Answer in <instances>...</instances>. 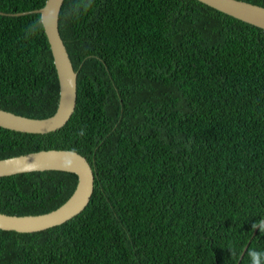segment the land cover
Listing matches in <instances>:
<instances>
[{
  "label": "trees",
  "instance_id": "1",
  "mask_svg": "<svg viewBox=\"0 0 264 264\" xmlns=\"http://www.w3.org/2000/svg\"><path fill=\"white\" fill-rule=\"evenodd\" d=\"M45 2L0 0V108L33 118L60 98ZM59 27L76 110L50 133L0 126V159L75 150L95 189L63 224L0 229V264H264V29L199 0H65ZM77 183L0 177V212H50Z\"/></svg>",
  "mask_w": 264,
  "mask_h": 264
},
{
  "label": "water",
  "instance_id": "2",
  "mask_svg": "<svg viewBox=\"0 0 264 264\" xmlns=\"http://www.w3.org/2000/svg\"><path fill=\"white\" fill-rule=\"evenodd\" d=\"M64 1L46 0L43 7L34 10L41 14L58 74L60 83L58 108L52 116L46 118L28 117L0 108L1 127L25 133L45 134L61 129L73 116L77 107L78 72L74 68L59 27ZM199 1L264 29V6L245 0ZM46 170H60L77 174L78 183L73 194L60 207L43 214L16 215L0 212V229L19 232L45 230L65 223L86 209L94 193L95 173L87 157L78 151L43 149L0 159V177ZM259 225L255 228V233L259 230ZM247 248L248 246L244 248L240 261Z\"/></svg>",
  "mask_w": 264,
  "mask_h": 264
},
{
  "label": "clouds",
  "instance_id": "3",
  "mask_svg": "<svg viewBox=\"0 0 264 264\" xmlns=\"http://www.w3.org/2000/svg\"><path fill=\"white\" fill-rule=\"evenodd\" d=\"M259 226L261 227L262 231H264V221H262ZM254 227H255V225H254ZM250 255L253 258V264H258V260L256 259V253L255 252H251Z\"/></svg>",
  "mask_w": 264,
  "mask_h": 264
}]
</instances>
